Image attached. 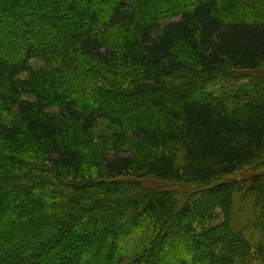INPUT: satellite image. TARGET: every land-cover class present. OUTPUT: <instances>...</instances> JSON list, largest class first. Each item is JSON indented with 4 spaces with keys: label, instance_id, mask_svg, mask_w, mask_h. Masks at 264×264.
Masks as SVG:
<instances>
[{
    "label": "trees",
    "instance_id": "1",
    "mask_svg": "<svg viewBox=\"0 0 264 264\" xmlns=\"http://www.w3.org/2000/svg\"><path fill=\"white\" fill-rule=\"evenodd\" d=\"M0 264H264V0H0Z\"/></svg>",
    "mask_w": 264,
    "mask_h": 264
},
{
    "label": "rangeland",
    "instance_id": "2",
    "mask_svg": "<svg viewBox=\"0 0 264 264\" xmlns=\"http://www.w3.org/2000/svg\"><path fill=\"white\" fill-rule=\"evenodd\" d=\"M227 87V86H226ZM223 92H225V91H223Z\"/></svg>",
    "mask_w": 264,
    "mask_h": 264
}]
</instances>
